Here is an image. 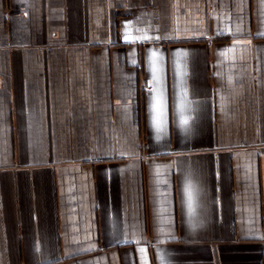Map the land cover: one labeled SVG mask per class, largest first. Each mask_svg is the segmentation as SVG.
<instances>
[{
  "label": "crops",
  "instance_id": "1",
  "mask_svg": "<svg viewBox=\"0 0 264 264\" xmlns=\"http://www.w3.org/2000/svg\"><path fill=\"white\" fill-rule=\"evenodd\" d=\"M0 264H264V0H0Z\"/></svg>",
  "mask_w": 264,
  "mask_h": 264
}]
</instances>
